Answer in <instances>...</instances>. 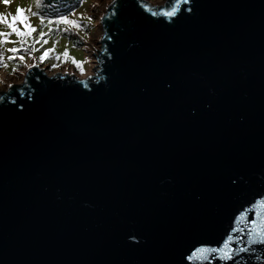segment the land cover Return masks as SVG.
I'll return each instance as SVG.
<instances>
[{"label": "water", "instance_id": "1", "mask_svg": "<svg viewBox=\"0 0 264 264\" xmlns=\"http://www.w3.org/2000/svg\"><path fill=\"white\" fill-rule=\"evenodd\" d=\"M102 25L99 76L0 91V264H264V0H113ZM229 234L233 259H186Z\"/></svg>", "mask_w": 264, "mask_h": 264}, {"label": "rangeland", "instance_id": "2", "mask_svg": "<svg viewBox=\"0 0 264 264\" xmlns=\"http://www.w3.org/2000/svg\"><path fill=\"white\" fill-rule=\"evenodd\" d=\"M44 0H10L5 4L0 0V14L10 21L17 15V9L23 8V15L36 29L31 36L21 38L15 33L0 36V91H8L14 85H21L30 67L37 65L47 70L48 75L64 73L75 75L79 79L99 76L101 69L97 61L98 50H102L101 39L104 34L103 16L113 0H85L84 4L69 14V19L79 21L80 27L57 24L60 15H48L42 12ZM153 5H164L166 0H148ZM51 21V23H49ZM17 26L24 30V25L17 21ZM69 29V31H65ZM6 23H0V32H10ZM46 35L41 37L40 33ZM21 39L24 43L21 44ZM47 40V43H44ZM76 41H80L78 45ZM16 48L17 52L10 49ZM48 49L52 51L46 59L41 56ZM67 51V58L64 56ZM24 57L23 60L20 57ZM13 57V59H9ZM74 60L76 62H74ZM6 65V66H5ZM96 66V67H95Z\"/></svg>", "mask_w": 264, "mask_h": 264}, {"label": "snow or ice", "instance_id": "3", "mask_svg": "<svg viewBox=\"0 0 264 264\" xmlns=\"http://www.w3.org/2000/svg\"><path fill=\"white\" fill-rule=\"evenodd\" d=\"M3 2L5 4H8L10 2V0H3ZM184 2H187V0H184ZM25 12V9L23 8H18L17 9V15L13 16L11 18V20L9 21L7 19L6 16H4L3 14H0V23H6L8 28L11 30L10 32H0V36H9L12 33H15L17 36L21 37V38H26L28 36H31L33 32L36 31V29L34 27H32V25L29 23V18L25 15H23V13ZM169 16L175 15V10H173L172 12L168 13ZM17 21H19L20 23H22L24 25V30H21L18 26H17ZM49 23H51V21H49ZM57 24H67V25H72L75 28H79L81 25L79 23V21L74 20V19H69L68 16L65 15H60L58 20L56 21ZM65 31H69V29H65ZM41 37L45 36L46 34L41 32L40 33ZM80 41H77V43H79ZM24 43V39H21V44ZM44 43H47V40H44ZM11 52H17L18 49L16 48H12L10 49ZM52 51V49H48L44 52V54L41 56V59H46L48 54ZM64 56L67 58L68 53L67 51H65ZM9 59H13V57H9ZM21 60L24 59V57H20ZM74 62H76L74 60ZM78 63V62H76ZM6 66V65H5ZM257 205L260 206V208L264 209V198H262L261 200H258L256 202V204H254L252 207H256ZM245 213L241 212L240 215L237 217V219H241L242 217H244ZM251 223L253 224V231H258V235L262 238H264V215H261V219L260 222L257 223V221L252 220ZM233 232L237 231L236 228L232 229ZM233 239V237L229 234V236L227 237V239H225L223 241V244L220 247H210V246H199V247H194V250L190 251V254H188L186 256V259L188 261H203V260H207L208 259V254L209 253H221V259H233L232 253L233 250L230 247V241ZM239 251H246V249H239Z\"/></svg>", "mask_w": 264, "mask_h": 264}, {"label": "trees", "instance_id": "4", "mask_svg": "<svg viewBox=\"0 0 264 264\" xmlns=\"http://www.w3.org/2000/svg\"><path fill=\"white\" fill-rule=\"evenodd\" d=\"M84 2L85 0H44L42 12L52 16L69 14L81 7ZM77 44L81 45V42Z\"/></svg>", "mask_w": 264, "mask_h": 264}]
</instances>
